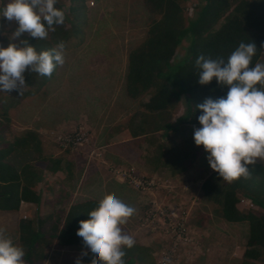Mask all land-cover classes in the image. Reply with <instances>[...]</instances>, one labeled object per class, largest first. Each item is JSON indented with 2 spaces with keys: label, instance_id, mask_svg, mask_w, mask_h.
I'll list each match as a JSON object with an SVG mask.
<instances>
[{
  "label": "rangeland",
  "instance_id": "374dc122",
  "mask_svg": "<svg viewBox=\"0 0 264 264\" xmlns=\"http://www.w3.org/2000/svg\"><path fill=\"white\" fill-rule=\"evenodd\" d=\"M199 1L189 0L188 17ZM7 3L8 0H0V12ZM55 7L64 11L62 26L70 35L66 41L65 62L62 66L57 65L51 77L39 76L48 81L45 93L37 96L35 101L28 98L10 108L7 121L0 118L3 139L12 140L29 130L39 132L45 151L61 157L62 165L69 172L60 177L44 173L42 182L37 185L43 203L49 202L50 210L62 208L67 211L73 203L95 198L103 186L110 185L108 181L120 182L125 186V193L137 198L139 206L136 222L129 221V235L139 246L143 244L139 241V232L148 236L154 264H239L248 239V225L224 221L217 207L203 202L201 177L212 168L207 159L210 153L202 145L195 163L205 164L206 168L200 176L196 170L198 177L190 176L181 181L170 175L164 164L155 167L159 171L145 170L144 161L148 158L145 152L149 144L154 147L158 142L152 136L139 137L132 141L134 146L123 148L105 135L115 124H119V134L126 133L129 119L132 125L133 117L141 112L140 103L127 96L124 79L128 54L144 40L152 19L144 1L57 0ZM0 23L4 25L0 30V45L18 44L20 38L10 41V36L19 27L18 22H9L5 18ZM22 35L31 37L27 32ZM33 39L36 42L31 44L39 51L53 47L49 37ZM182 53L183 50H179L178 54ZM69 66L78 67L69 73ZM18 92H0V100L8 103ZM47 93L48 97L41 101ZM71 97L73 102L69 104ZM147 99L148 96H144L141 102ZM31 103H34L33 107L45 103L43 111L48 114L60 113L64 108L62 112L76 120L65 119L57 126V131L47 129L46 123L41 129L31 122ZM77 135L82 139L68 142ZM106 141L111 147H106ZM139 148L141 151L137 153ZM106 154H112L111 164L106 162ZM71 155L87 160L86 165L91 167L84 165L75 170L69 164ZM25 159L29 161L30 156L22 152H14L8 158L17 167ZM133 159H138V163ZM163 168L166 171L161 170ZM95 171L96 176L93 175ZM81 180L83 182L79 184ZM248 201L240 203L242 210L250 209ZM45 211L44 206L26 203L15 212L0 211V227L6 228L7 234L18 244L20 219L37 220ZM171 213L176 217L169 220ZM182 222L185 232L176 239V230L172 233L170 224ZM39 224L42 234L56 235L60 228L49 221ZM83 251H90L84 243L72 248H59L53 244L47 248L45 261L41 264H76Z\"/></svg>",
  "mask_w": 264,
  "mask_h": 264
},
{
  "label": "trees",
  "instance_id": "16d2710c",
  "mask_svg": "<svg viewBox=\"0 0 264 264\" xmlns=\"http://www.w3.org/2000/svg\"><path fill=\"white\" fill-rule=\"evenodd\" d=\"M143 1L152 19L144 40L128 54L124 79L127 96L140 103L141 112L133 117L132 125L129 119L127 135H112L110 140L124 142L120 146L130 148L134 143L128 142L127 137L136 139L157 134L162 141L155 144L151 162L155 167L164 164L169 170L183 171L190 168L198 149L193 134L202 127L198 117L203 113L196 105L209 97H226L229 90L216 78L201 85L196 59L203 54L227 61L241 42H255L257 52L250 65L254 67L264 53V0H200L191 17L187 15L189 0ZM54 27L56 30L48 34L53 47L60 41L66 43L70 36L62 25ZM19 38L36 48L31 44L36 42L33 37L21 35ZM179 50L183 53L178 54ZM24 75L23 94L18 92L8 103L0 100V118L4 121L8 120L10 108L46 91L48 81L39 79V74L29 70ZM144 96L148 99L141 102ZM175 138H179L178 142ZM44 146L40 135L31 130L12 140L0 136V211H18L23 203L46 208L44 216L37 220L25 217L19 221L18 245L25 249V264H41L47 248L53 244L59 248L82 244L83 238L77 235L80 221L90 219L89 213L99 205L96 200H87L73 203L65 211L50 210L49 202L42 203L37 185L44 173H56L64 167L61 157L47 153ZM14 152L25 153L30 156L29 161L25 159L19 167L14 166L8 160ZM248 167L251 178L242 177L233 182L223 181L216 171L212 173L201 186L202 199L205 204L217 207L224 221L248 225V239L239 264H264V166ZM241 197L249 199L254 208H238ZM41 221L59 226L57 234H42ZM124 251L125 264H154L150 248L135 244ZM88 253L83 257V264H90L94 258L91 251Z\"/></svg>",
  "mask_w": 264,
  "mask_h": 264
},
{
  "label": "clouds",
  "instance_id": "9594fccd",
  "mask_svg": "<svg viewBox=\"0 0 264 264\" xmlns=\"http://www.w3.org/2000/svg\"><path fill=\"white\" fill-rule=\"evenodd\" d=\"M56 3L57 0H8L0 12V20L6 18L19 25L10 41L25 32L33 38L46 39L49 32L56 30L55 25L65 21V13L55 7ZM3 27L0 23V30ZM65 50L64 41L43 51H37L27 40L20 41L19 45L14 42L7 47L0 45V92L16 90L22 95L26 85L24 73L29 70L51 77L57 65L64 64ZM256 52L255 42H241L227 61L223 57L213 59L201 54L195 62L200 69L198 82L201 85L216 78L221 86L229 88L226 97H209L196 105L203 114L198 117L202 127L194 132L196 145H202L210 153L207 159L211 168L227 182L242 177L250 179L248 165H255L257 159L264 161V63L257 61L250 67ZM243 198L239 199V204L245 201ZM248 206L253 207L250 200ZM135 212L134 207L114 193H108L89 213L90 219L80 221L77 235L94 254L90 264H98V261L125 264L124 248L131 249L136 241L122 226ZM88 254L83 251L76 264H83V256ZM25 255V249L14 242L6 228L0 227V264H25Z\"/></svg>",
  "mask_w": 264,
  "mask_h": 264
},
{
  "label": "crops",
  "instance_id": "0c3cea01",
  "mask_svg": "<svg viewBox=\"0 0 264 264\" xmlns=\"http://www.w3.org/2000/svg\"><path fill=\"white\" fill-rule=\"evenodd\" d=\"M258 62H260V63H264V55L262 54L261 55V57L259 58V60H258ZM73 64V63H72ZM78 66H76V67H71V66H69V67H67V69L69 70V73H71V72H74V71H76V68H77ZM66 69V70H67ZM48 94L49 93H47V96L46 97H44L41 101H44L47 97H48ZM35 98L36 97H33V98H31V100H33V101H35ZM73 101H72V97L70 98V100L68 101V103L70 104V103H72ZM46 103V102H45ZM45 103H43L41 106H39V107H33V104L34 103H31V109H29L30 110V116H31V122L32 123H34V125H36V126H39L41 129H42V127L44 126V123H46L47 124V126H48V128L47 129H49V130H58V128H57V126H59V124H62V122L66 119V120H76L75 119V117H69V116H67V115H65L62 111H63V109L64 108H62L61 109V111H60V113H55V112H53V113H51V114H48V113H45L44 111H43V108H44V104ZM48 104V103H47ZM46 104V105H47ZM70 107V106H69ZM66 108V107H65ZM23 110H25V109H23ZM83 111H87V109H84ZM76 113H79V112H76ZM178 115H180V114H178ZM65 116H66V118H65ZM118 125L119 124H115L105 135H106V137L107 138H110V137H112V135H124V133H122V134H119L118 132H117V127H118ZM127 126H126V135L128 134V132H129V126H128V124H126ZM111 126H112V124H111ZM110 126V127H111ZM44 130H46V129H43V131ZM190 130H192V127H190ZM39 133V132H38ZM161 133V132H160ZM159 133V134H160ZM153 135V136H152ZM152 136V137H151ZM193 136H194V134H193ZM146 137H151V138H153L154 140H160V141H162V139L160 138V137H158V135L157 134H148V135H146ZM146 137H143V138H146ZM179 137V136H178ZM128 139H127V141L128 142H132V141H134V140H136V139H138L139 140V137H137L136 139H130L129 137H127ZM156 138H158V139H156ZM176 139V141L178 142V140H179V138L177 139V138H175ZM122 143H124V142H118V143H116V144H122ZM108 146H110L109 145V143H108V141H106V147H108ZM111 147V146H110ZM138 147H140V144L138 143ZM110 149V148H109ZM153 149H154V147H153V145L152 144H149V147H148V149H147V151L145 152L146 153V155H147V159H145V161H144V166H145V170H147V171H149V172H155V171H159V170H156V168H155V166H154V164L151 162V160H150V158H151V156H152V153H153ZM200 146H198V149L196 150V155H195V158H194V160H193V163H192V165L190 166V168L189 169H187V170H183V171H172V170H169V171H167V172H169V173H171L170 175H172L175 179H178V178H180L181 179V181L182 180H184V179H186L187 177H190V176H194V177H198V176H200V172H202L203 171V169L204 168H206V165L205 164H202V165H199V164H196L195 162L197 161V158H198V154H199V152H200ZM141 150H140V148L139 149H137V153H139ZM148 153H149V155H148ZM139 157H142V156H139ZM138 157V158H139ZM105 160H106V162L107 163H109V164H111L112 163V154H106V158H105ZM70 161V162H69ZM69 164L72 166V168H74L75 170H78V169H80L81 167H83L84 165H86V161L87 160H82V158L80 157V156H77V155H71L70 157H69ZM133 162L135 163H138V159H133ZM256 164H260V165H263L264 166V161H260L259 159H257V163ZM87 166V165H86ZM87 167H91V166H87ZM94 166H92V168H93ZM161 170H163V171H166V169H161ZM198 171L199 172V175L198 176H196L195 175V171ZM215 172V170H213V169H211V171H210V173H208L207 175H203L202 177H201V180L204 182V180L207 178V177H209L212 173H214ZM50 175H52V176H58V177H60V176H64V174H66V175H69V172L67 171V169L65 168V167H61L60 168V170L58 171V172H56V173H49ZM93 175L94 176H96V171L93 173ZM102 178H103V175L102 174H99ZM83 181L81 180L80 182H79V184H81ZM203 182H202V184H203ZM107 183H109L110 185H105V186H103V188H102V190H101V192L99 193V194H97L96 196H95V198H90V199H88V200H96V201H100L106 194H108V193H114L119 199H121L125 204H127V205H130V206H132V207H134L135 209H136V212H135V214L129 219V221L131 220V219H133V221H134V223L136 222V217H138V201L136 200L137 198H135L134 197V195L133 194H131L132 195V197L131 196H129L127 193H125V186L122 184V183H116V182H113V181H108ZM78 184V185H79ZM118 185H120V187H118ZM42 197V196H41ZM244 200H246L247 198H243ZM42 201L44 202V199H42ZM42 202V203H43ZM238 208H240V209H242V207H241V205L239 204L238 205ZM129 221H128V223L126 224V225H124V227H125V229L127 230V232H128V234H129V230H128V227L130 226V224H129ZM197 226V225H196ZM139 241L141 242V243H143L142 244V246L143 247H145V248H149V246H150V240H149V238H148V236L147 237H145V234L143 233V232H139Z\"/></svg>",
  "mask_w": 264,
  "mask_h": 264
},
{
  "label": "built area",
  "instance_id": "2783aa9c",
  "mask_svg": "<svg viewBox=\"0 0 264 264\" xmlns=\"http://www.w3.org/2000/svg\"><path fill=\"white\" fill-rule=\"evenodd\" d=\"M189 14H191V12H189ZM81 139H82V137H79L77 135L74 138H72L71 140H69L68 142L69 143H73L74 141H79ZM174 217H176L175 214L171 213L170 216H169V220H172V218H174ZM170 227L172 229V233H175V230H176V239H178L179 236H181L185 232V228H184V223L183 222L182 223H178L176 225L175 224L174 225L170 224Z\"/></svg>",
  "mask_w": 264,
  "mask_h": 264
}]
</instances>
